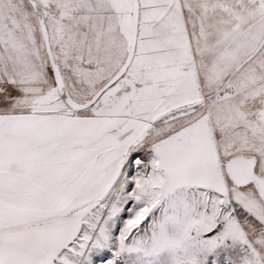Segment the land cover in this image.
<instances>
[{"label": "snow or ice", "instance_id": "snow-or-ice-1", "mask_svg": "<svg viewBox=\"0 0 264 264\" xmlns=\"http://www.w3.org/2000/svg\"><path fill=\"white\" fill-rule=\"evenodd\" d=\"M0 264H264V0H0Z\"/></svg>", "mask_w": 264, "mask_h": 264}]
</instances>
